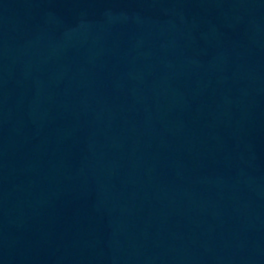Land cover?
Instances as JSON below:
<instances>
[{
    "label": "water",
    "instance_id": "95a60500",
    "mask_svg": "<svg viewBox=\"0 0 264 264\" xmlns=\"http://www.w3.org/2000/svg\"><path fill=\"white\" fill-rule=\"evenodd\" d=\"M0 264H264V0H0Z\"/></svg>",
    "mask_w": 264,
    "mask_h": 264
}]
</instances>
